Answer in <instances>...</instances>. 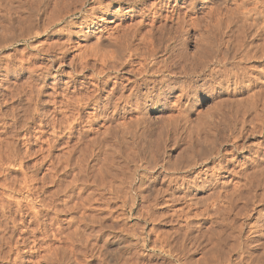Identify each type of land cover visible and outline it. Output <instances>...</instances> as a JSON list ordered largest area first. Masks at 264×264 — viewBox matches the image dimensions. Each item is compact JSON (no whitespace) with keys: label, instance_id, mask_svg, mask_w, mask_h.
<instances>
[{"label":"rangeland","instance_id":"374dc122","mask_svg":"<svg viewBox=\"0 0 264 264\" xmlns=\"http://www.w3.org/2000/svg\"><path fill=\"white\" fill-rule=\"evenodd\" d=\"M217 1L214 0L212 3L208 2V0H197L195 3L196 12H199L187 16L188 19H191L196 15L197 17L194 19H196L197 24L194 23L192 27L188 28L189 33L187 31L186 36L175 34L177 38L172 40V42L167 40L168 35L166 37L165 34V31L167 32L169 29L176 27L175 23H173L176 21L169 19L171 14L169 10L177 8V14L186 12L187 9H185L186 5L183 0H165V2L147 0L143 3H134L132 0L131 2H126L127 4H121V6H118L117 2L103 0V3L107 4L109 12L106 16L107 27L110 29L116 27L118 30L128 27L132 29L145 15L144 20L146 19L145 23L147 25L141 28L142 32L140 31V33L145 35V41H150L147 31H151L159 39V42L156 41L158 44L155 42L156 55L152 61L156 63L154 70H163L164 76L159 73L160 76L154 79L149 78L155 80V82L153 83L154 85H150L152 87V99L146 106L145 116L140 118L141 116L134 115L135 112L130 110L129 114L123 116L119 115L110 118V114L109 118H104L98 114L100 111L95 110L93 105H84L81 106L78 120H75L76 122L79 121L78 125L74 124V129L68 130L67 124L72 121L71 112L64 113L65 117L64 114L62 116V113L59 112L63 108L53 107L50 103L51 101H61L65 94V97L73 98V101H75L74 98L77 96L79 98L83 97V104L86 100L85 98L95 95L105 99L118 83V85L121 83L129 84L130 81L134 80V70L140 68V64L144 63L141 60L144 49L140 46L142 48L139 47L140 50L137 53L139 59H131L132 64L123 67L118 72L117 76L120 81L113 79L116 76L113 72L107 78V84L99 85L95 76L93 77L94 79L92 78L91 71L81 70V65L77 62V46L65 57L66 67H61L60 73L52 72V75L59 76L56 79L58 81L57 92L61 91L62 93L60 92L59 94L63 96L53 99L51 96L52 90H45L42 94L45 96L39 98H42L39 100L40 103H38L37 108L39 117L35 120L36 124L34 123L37 127L32 125L34 129L32 127L30 131L25 133L18 126L22 120V108L26 102V92L28 90L26 81H30L28 72L32 67L29 64H25L24 66L22 65L23 68H20V62L26 56L33 54L35 51L33 46L35 44L38 45L39 40L41 42L43 39L26 36L27 26L20 22L24 19L23 17H26L23 0H0V140L5 136L3 142H10L15 146H13L15 150L13 157L8 158L6 153L3 156L4 152L2 153V151L0 154V160L2 159L0 161V231L4 229V233L2 231L0 235L5 236L7 240L6 244L8 245L5 246L8 247L4 248L6 250L7 248L14 249H12L10 255H7L8 261L0 260V264H12L15 258V249L21 251L23 264H31L34 260L36 262L39 260L38 257L47 256L49 253L55 254L56 252L54 253V251L57 249L61 251L65 245L62 237L61 242H58L60 235L57 231H62V235L72 232V226L66 225V219L76 218L80 213L78 210L74 211L76 213H71V216L67 215L68 213L66 215L65 213H59L56 219L52 208L59 205L57 209H64L66 204L63 191L67 186L72 187L73 185L72 197L74 199L72 200L74 203H78L79 196L83 198V205L86 204L85 208L89 209H86L85 216H97L98 218L108 219L101 227V233L103 232L101 241H92L91 247L88 246L89 249L91 248L90 250L82 246L76 248L77 255L79 253L77 264H220L221 261V264H224L225 261L223 262V260L226 257H230L231 260L237 258L233 261L238 260L237 255L226 253L228 246L234 245V242H236L235 245L237 243H245V246L250 245L251 241L249 243L245 241V239L247 240L253 236H250L249 227L256 222L255 220L258 217L262 216L259 220L264 218V178L262 179V173L260 172V169L264 166L262 159L264 154V98L261 99L264 96V82H262L264 80V60L260 59L261 49H263L260 46L262 47L263 41L262 39H256L255 41L251 38L246 39L247 45L251 46L249 47L250 50L253 49L250 54L255 55V57L246 61L242 59V55L238 53L241 54L243 50H237L239 51L238 53L235 51L233 47L235 40L231 36L229 27L226 26L227 23L223 19V14H218L215 11V3H221L223 0ZM227 2L224 3L223 8L230 7V1ZM87 7H91L90 0H87L84 4V8L87 9ZM92 7L96 9L103 6L99 7V5L95 4ZM222 13H224L223 9ZM77 17L78 15H75L73 21ZM18 21L19 23H17ZM159 27L167 30L165 29V31L163 30L164 32H161L157 29ZM164 35L166 37L165 40ZM133 43L137 45L136 41ZM168 43L171 47L166 49L167 45L170 46ZM253 45L256 47H252ZM257 46L261 52H259L260 50ZM172 53L178 57H173ZM257 54L259 57H257ZM237 57H240V59ZM148 64H150V61ZM90 65H94L96 70L101 68L99 67L100 65H97L92 60H90ZM239 74L243 75L242 83L235 85L233 84L234 76ZM162 77L168 79L166 82L167 87L161 84ZM53 81V78L49 77L48 83ZM143 90L142 92L145 91ZM258 92H260L259 95ZM73 101L70 102L75 107L76 102L74 103ZM253 102L256 104H253ZM123 105L121 104V106ZM90 113H95V116L93 117ZM19 117H21V120ZM67 117H70V120H67ZM39 119L43 121L39 122ZM258 120H262V123ZM37 124L44 126V129H39ZM209 131H211V134ZM206 132L210 135L215 134L214 139L217 144L213 152L216 150L214 153L218 155L211 159L208 164H202L200 163V140L207 134ZM37 137L40 138L38 139ZM49 145H53V147L50 148ZM48 149H51V152ZM16 153L17 155H15ZM43 157H45L44 162L42 160ZM215 166H224L226 170L224 168V171H218L216 168L209 170ZM207 168L209 171L204 173ZM257 170L260 171L257 172ZM257 175L260 176L257 177ZM202 179L211 181L213 183L212 186L200 190V181ZM5 182L8 183L6 184ZM57 190L63 193L59 194ZM210 195L212 198L219 196L220 206H223L220 207L219 213L214 214V212H211L213 209H208V211L210 210L209 214L200 215L205 208L204 205L209 203L208 201L210 200L207 198ZM87 196L89 199H87ZM84 197L87 200H84ZM54 199L56 201L53 202ZM193 199L195 200L194 203ZM42 200L47 206L39 208L38 203ZM72 200L68 202L67 206L73 204ZM130 200L134 201L132 212H128ZM32 202L34 208L42 210L38 220L41 223L40 226L32 224L33 212L28 207L31 206ZM58 202H61L62 205L58 204ZM18 204L22 210H19ZM9 210L11 213H9ZM28 212L31 213L29 214ZM80 212H83V210ZM122 214L124 217H122ZM50 220L52 223H50ZM57 224L59 229L56 228ZM15 225L16 228L14 227ZM27 225L29 229H27ZM90 226L88 233L91 230H94L93 233L100 230L97 225ZM43 228L44 230H42ZM66 229L67 231L69 230L68 233H65ZM54 231H56V234ZM109 232H112V234L116 232L114 235L117 236V240L116 238L111 240L107 236L110 235ZM51 234L55 235L54 239L51 238ZM132 234L140 236L141 239L137 241ZM9 236L12 237L10 241H8ZM107 237V242L114 240V244L111 242L109 246L102 248L103 253H105L102 261L98 258L97 253L94 252L99 251V247L103 246L102 242L106 241L104 238L106 239ZM235 237L239 241H236ZM232 239H234V242H232ZM33 240L36 241V245L40 249L37 253L38 255L30 253ZM141 241H143L142 244L140 243ZM260 241L259 243H262L264 240ZM224 243L226 244L224 245ZM217 244L221 246L219 245V247ZM255 244L257 246L258 243ZM255 244L251 243L250 247ZM92 245L93 247L95 246V251H92L94 250ZM225 248L227 249L225 250ZM47 249H50L49 253H47ZM82 249L86 251H82ZM91 251L93 255H91ZM218 253H221V255L222 253L226 254L220 256ZM43 261L40 264L47 263L45 260Z\"/></svg>","mask_w":264,"mask_h":264},{"label":"bare ground","instance_id":"6f19581e","mask_svg":"<svg viewBox=\"0 0 264 264\" xmlns=\"http://www.w3.org/2000/svg\"><path fill=\"white\" fill-rule=\"evenodd\" d=\"M89 1V0H88ZM106 1V0H105ZM110 2H117L118 6H121V4H127L126 2H131L132 0H109ZM147 0H133L134 3H138V2H146ZM160 2L165 0H159ZM178 1V0H176ZM185 5H186V12H183V14L180 13L177 14V8L176 9H172L169 10L171 11V14L169 16V19L175 20L176 27H173L171 29H169L168 34L165 31V29H163V27H159L157 28L159 31H165L166 37L168 35V39L169 41H172L174 39L177 38V35L183 34L184 36L187 35V31L189 27H192L194 25V23L197 24L196 19H194L195 17H197L196 15H194L193 18H189L187 16H189V14H194L197 13L199 11L196 12V1L197 0H183ZM217 1V0H215ZM227 1H230V7L227 6V8H223L222 6L224 5V3H226ZM24 2V6H25V11L26 17H23L24 19L20 22H23L22 24H26L25 26H27V37H38L43 39V41L40 42L38 45L35 44V46H33L35 48V51L33 54L28 55L25 57V59H22L20 64V68H23L22 65L24 66L25 64H29L31 67L30 71L28 72L29 74V79L30 81H26L27 85V92H26V102L25 105L23 106L22 110H23V114H22V120L21 117L20 120L21 122L19 123V126L17 124L18 127H20V130H24L25 133L30 131V129H32V125H34V123L36 124L35 120L38 119L39 115L37 112V108H38V103L39 99L41 96H45L42 95L45 90L50 89L52 90L51 96L52 98H57L58 96L61 97L63 95L60 96V92L58 93L57 91V86H58V81L56 80L57 77H59L58 75H52V72L58 73L61 67H66V61H65V57L68 56V54L70 53L71 50H73L75 47L78 46V60L77 62L79 63V65H81V70H88L92 72V78L95 76L96 82L99 85H105L108 83L107 78H109L111 73H115L116 76L113 77V79H116L118 81H120L118 75V72L125 66H129L130 64H132L131 59L133 58H138L137 57V53L139 52V47L142 46L144 49V54L141 56V60L144 63H141V67L138 68L137 70H134V80L130 81L129 84L125 83V84H120V85H116L115 89L112 90V92H110L109 95H107V97L105 99H102L99 97L95 96H91V97H87L85 98L86 100L84 101L83 104V97H75L73 101V98L70 97H65L66 94L63 96V99L61 101H51L50 103L54 106H56L57 108H63L61 112V115L63 116L64 113L67 112H71V118L72 121L69 122V124H67V128L68 130H73L74 129V124L78 125V122H76L75 120H78V114H80V109L81 106L84 105H93L95 107V110H99L100 112H98V114L102 115V117L104 118H114L117 117L119 115L123 116L125 114H129V111H134L136 116L139 115L140 118H143V116H145V112H146V106L149 104L148 102H151V94H152V87L150 86L151 84L154 85L153 83L155 82V80H153L155 77L160 76V74L163 75V70H154L156 63H154V61H152L155 57V44H158V38H156V36L151 32V31H147V33H149L148 35L150 36V41H145L144 37L145 35H142L140 33L141 28L144 27L145 25H147L145 23L146 19L144 20V17H146L145 15H143V19L139 21V23H137V25L132 29L130 27L128 28H119L120 30H118L116 27L110 29L108 26V24L106 23V16L108 15V7L107 4L103 3V0H90V4L91 7H87V9L84 8V4L85 2H87V0H23ZM163 2V3H164ZM199 2V1H198ZM208 2H214V0H208ZM218 2V1H217ZM79 3V4H78ZM228 3V2H227ZM78 4V5H77ZM99 5L103 6L101 8H94L92 7V5ZM215 11L218 14H223V19H225L226 23H227V27H229V30L231 31V36L234 38V44L233 47L235 49V51L241 49L243 50L242 53H238L239 51H237V53L239 55H242L241 58L246 60H250L251 58L255 57V55H251L250 53H252L250 50L249 45H247V42H245L246 39L251 38L252 40H256V39H262L263 41V45L262 47L260 45V48L262 50L260 59L264 60V0H223L221 1V3H215ZM7 5V4H6ZM9 5V4H8ZM136 5V4H135ZM159 5V4H158ZM227 5V4H226ZM109 6V4H108ZM134 6V5H133ZM161 7V4H160ZM183 7V6H182ZM207 7V6H206ZM226 7V6H224ZM229 7V9H228ZM16 8V7H15ZM120 8V7H119ZM204 8V7H203ZM20 9V8H19ZM23 9V8H22ZM122 9V7H121ZM222 9L224 11V13H222ZM179 11V10H178ZM184 11V10H183ZM213 11V10H212ZM211 12V11H210ZM126 13V12H125ZM155 14V13H154ZM153 14V15H154ZM205 14V13H204ZM75 15H78V17L76 18V20L73 21V17ZM158 16V15H157ZM201 16V15H200ZM220 16V15H219ZM150 21V20H149ZM196 21V22H194ZM215 21H217L215 19ZM154 22V21H153ZM19 23V21L17 22ZM126 25V24H125ZM130 25V24H129ZM216 25V23H215ZM119 26V25H118ZM165 26V25H164ZM205 26V25H204ZM207 26V25H206ZM120 27V26H119ZM218 28V27H217ZM191 29V28H190ZM207 29V28H206ZM167 30V29H166ZM198 30V29H197ZM222 30V29H221ZM144 31V30H143ZM158 31V32H159ZM163 31V32H164ZM142 32V31H141ZM151 32V33H150ZM155 32V31H154ZM146 33V32H145ZM189 33V31H188ZM25 34V33H24ZM174 35V36H172ZM182 35V36H183ZM228 35V34H227ZM3 36V35H2ZM26 37V38H27ZM164 40H165V35L163 36ZM231 37V38H232ZM3 38V37H2ZM160 38V37H159ZM28 39V38H27ZM162 39V38H160ZM198 40V39H197ZM134 41L137 42V45H134ZM158 41V42H156ZM251 41V40H250ZM156 42V43H155ZM166 42V41H164ZM173 42V41H172ZM77 43V44H75ZM246 43V44H245ZM251 43V42H250ZM161 44V43H160ZM166 44V43H165ZM164 44V45H165ZM169 44V43H168ZM7 45V44H6ZM170 45V44H169ZM257 45V42H256ZM199 46V45H198ZM197 46V47H198ZM257 46V47H258ZM7 47V46H6ZM32 47V46H31ZM140 47V48H142ZM171 47L170 46H166V49H169ZM173 47V46H172ZM196 47V48H197ZM254 47V45L252 46ZM256 47V46H255ZM254 47V48H255ZM3 48H5V46H3ZM160 48V47H159ZM260 48L258 47V49L260 50ZM162 49V47H161ZM207 50V49H206ZM261 50L259 52H261ZM19 51V50H18ZM196 51V50H195ZM234 51V52H235ZM256 51V50H255ZM254 51V52H255ZM167 52V50H166ZM241 52V51H240ZM253 52V54H255ZM258 52V54H259ZM22 53V52H21ZM236 53V54H237ZM162 54V53H161ZM183 54H185L183 52ZM214 54V53H213ZM235 54V53H234ZM257 54V55H258ZM21 55V54H20ZM173 55V53H172ZM171 55V57H172ZM197 55V54H196ZM224 56V55H223ZM238 56V55H237ZM173 57H178L176 55H173ZM172 57V58H173ZM181 57V54H180ZM187 57V56H186ZM226 57V55H225ZM259 57V55L257 56ZM256 57V58H257ZM185 58V57H184ZM197 58V57H196ZM209 58V57H208ZM238 58V57H237ZM21 59V58H20ZM139 59V58H138ZM174 59V58H173ZM193 59V58H192ZM240 59V57L238 58ZM90 60H92L93 62L95 61V63H97V65H100L98 70L95 69L94 65H90ZM230 60V59H229ZM237 60V59H236ZM259 60V59H258ZM74 61V60H73ZM150 61V64H148V62ZM215 61V60H214ZM242 61V60H241ZM244 61V62H245ZM69 62V61H68ZM71 62V61H70ZM75 62V61H74ZM138 62V61H137ZM152 62V63H151ZM192 62V61H191ZM198 62V61H197ZM203 62V61H201ZM37 63V64H36ZM176 63V62H175ZM263 63V62H262ZM71 65V63H69ZM202 64V63H201ZM96 65V66H97ZM188 66V65H187ZM201 66V65H200ZM6 67V66H5ZM166 67V65H165ZM168 67V66H167ZM205 67V66H204ZM77 68V67H76ZM167 69V68H166ZM169 69V68H168ZM186 70V69H185ZM225 70V69H224ZM6 71V69H5ZM231 71V70H230ZM7 72V71H6ZM51 72V73H50ZM260 72V71H259ZM4 73V72H3ZM60 73V72H59ZM5 74V73H4ZM232 74V73H231ZM247 74V73H246ZM262 74V73H261ZM132 75V74H131ZM224 75V74H223ZM240 75V74H239ZM235 75L234 76V82L233 84L235 85H240L242 83V79H243V75L240 76ZM259 75V74H258ZM263 75V74H262ZM138 76V77H136ZM164 76V75H163ZM197 76V75H196ZM49 77L53 78V82L52 83H48V79ZM149 78H153V79H149ZM94 79V78H93ZM112 79V78H111ZM248 79V78H247ZM264 79V78H263ZM168 81V79H165V77H162V80L160 81L161 84H164V87H167L168 85L166 84V82ZM225 81V80H224ZM247 81V80H246ZM245 82V81H244ZM264 82V80L262 81ZM249 83V82H247ZM7 84V83H6ZM97 84V85H98ZM160 84V83H159ZM205 84V83H204ZM260 84V83H259ZM49 85H51V87H49ZM173 85V84H172ZM243 85V84H242ZM1 86V85H0ZM150 86V87H149ZM263 86V85H262ZM235 87V86H234ZM242 87V86H241ZM67 88V87H66ZM237 88V86H236ZM240 88V87H239ZM247 88V86H246ZM6 89V88H5ZM144 92H142V90ZM67 90V89H66ZM99 90V89H98ZM93 91V90H92ZM164 91V90H163ZM21 92V91H20ZM128 92V93H127ZM62 93V92H61ZM127 93V94H126ZM260 92H258L259 95ZM264 94V92H263ZM262 94V95H263ZM12 95V94H11ZM47 95V94H46ZM157 95V94H156ZM256 95V94H255ZM256 95V96H258ZM5 96V95H4ZM254 96V97H256ZM253 97V98H254ZM259 97V96H258ZM67 98V99H66ZM186 98V97H185ZM252 98V97H249ZM264 98V96L261 97V99ZM255 99V98H254ZM253 99V101H254ZM260 99V100H261ZM257 100V99H256ZM1 101V100H0ZM73 101L74 103L76 102L75 107H73L71 105V102ZM252 101V100H251ZM43 102V101H42ZM72 102V103H73ZM73 103V104H74ZM251 103V102H250ZM255 102H253L254 104ZM43 104V103H42ZM121 104H124L123 106H121ZM233 104V103H232ZM247 104V103H246ZM252 104V103H251ZM256 104V103H255ZM51 105V106H52ZM238 105V104H237ZM42 106V105H41ZM80 107V108H79ZM233 107V106H232ZM237 108V107H236ZM94 109V108H93ZM135 109V110H134ZM242 109V108H241ZM95 111V112H97ZM229 111V110H228ZM124 113V114H123ZM232 113V112H231ZM235 113V112H234ZM242 113V112H241ZM12 114V113H11ZM46 114V113H45ZM91 114V113H90ZM245 114V111H244ZM258 114V113H256ZM261 114V112H260ZM263 114V113H262ZM4 115V114H3ZM93 117L95 116L94 114H91ZM66 115L64 114V117ZM74 116V117H73ZM81 116V115H80ZM79 116V117H80ZM260 116V115H259ZM241 117V116H240ZM243 117V116H242ZM18 118V117H17ZM42 118V117H41ZM92 118V117H91ZM13 119V118H12ZM102 119V118H101ZM138 119V117H137ZM210 119V118H209ZM261 119V118H260ZM67 120H70V117H67ZM111 120V119H109ZM18 121V120H16ZM43 120L39 119V122H41ZM86 121V120H85ZM95 121V120H94ZM113 121V120H112ZM260 121V120H258ZM93 122V121H90ZM221 122V120H220ZM257 122V121H256ZM68 123V122H67ZM122 123V122H121ZM203 123V122H202ZM208 123V122H207ZM260 123H262V120L260 121ZM264 123V122H263ZM104 124V123H103ZM115 124V123H114ZM134 124V123H133ZM137 124V123H136ZM38 125V124H37ZM131 125V124H130ZM35 127H37L36 125H34ZM48 126V125H47ZM61 126V125H60ZM121 126V125H120ZM44 126H42L41 124L38 125L39 129H42ZM147 127V126H146ZM201 127V126H200ZM223 127V126H222ZM104 128V127H103ZM106 128V127H105ZM136 128V127H135ZM34 129V127H33ZM44 129V128H43ZM250 129V128H249ZM19 130V131H20ZM255 130V129H254ZM14 131V130H13ZM64 131V130H63ZM69 131V132H70ZM40 132V131H38ZM57 132V131H56ZM54 132V133H56ZM231 132V131H230ZM43 133V132H42ZM199 133V132H198ZM207 133V132H206ZM209 133L211 134V131H209ZM215 133V132H214ZM212 133V134H214ZM223 133V132H222ZM31 134V133H30ZM34 134V133H33ZM39 134V133H38ZM205 134V133H203ZM210 134H205V136L203 137L202 135V140H200V163L202 164H208L211 159H213L215 156H217V153H214V147L217 144L215 142L214 139V135H210ZM245 134V133H244ZM35 135V134H34ZM102 135V134H101ZM104 135V134H103ZM201 136V134H199ZM33 136V135H32ZM3 137V136H2ZM5 137V136H4ZM3 137V138H4ZM80 137V136H79ZM226 137V136H225ZM3 138L2 140H0V154L2 151V155L4 156V154L6 153L8 158L9 157H13L14 156V148H13V144L10 142H3ZM7 138V137H6ZM21 138V137H20ZM36 138V137H35ZM38 139L40 137H37ZM56 138V137H55ZM197 138V137H196ZM8 139V138H7ZM24 139V138H22ZM30 139V138H29ZM94 139V138H92ZM122 139V138H121ZM137 139V138H136ZM234 139V138H233ZM6 140V139H5ZM97 140V139H96ZM11 141V140H10ZM29 141V140H27ZM110 141V140H109ZM187 141V140H186ZM35 142V141H34ZM27 143V142H26ZM54 143V142H53ZM185 143V142H184ZM45 144V143H44ZM49 144V143H47ZM54 145V144H53ZM53 145H49L50 148L53 147ZM84 145V144H83ZM87 145V144H86ZM90 145V144H89ZM48 146V145H47ZM85 146V145H84ZM15 147V146H14ZM31 147V146H30ZM44 147V146H43ZM197 147V146H196ZM259 147V145H258ZM47 148V147H46ZM116 148V147H115ZM37 149V148H36ZM49 150V149H48ZM51 150V149H50ZM49 150V151H50ZM194 150V149H193ZM258 150V149H257ZM192 151V150H191ZM17 152V150H16ZM26 152V151H25ZM51 152V151H50ZM66 152V150H65ZM18 153V152H17ZM17 153L15 155H17ZM29 153V152H28ZM36 153V152H35ZM40 153V152H38ZM42 153V152H41ZM33 154V153H32ZM31 154V155H32ZM82 154V153H81ZM190 154V153H189ZM257 154V152H256ZM20 155V154H19ZM41 155V154H40ZM83 155V154H82ZM27 156V155H26ZM42 156V155H41ZM50 156V155H49ZM184 156V155H183ZM192 156V155H191ZM254 156V155H253ZM256 156V155H255ZM1 157V156H0ZM30 157V156H29ZM61 157V156H60ZM76 157V156H75ZM108 157V156H107ZM180 157V156H179ZM193 157V156H192ZM4 158V157H3ZM5 158H7L5 156ZM7 158V159H8ZM40 158V157H39ZM42 158V157H41ZM45 157H43V162ZM81 159V158H80ZM110 159V158H109ZM186 159V158H185ZM263 161H264V154L262 157ZM2 160V159H1ZM0 160V161H1ZM12 161V159H11ZM112 161V160H111ZM39 162V161H38ZM41 162V161H40ZM16 163V162H15ZM67 163V162H66ZM74 163V162H73ZM245 163V162H244ZM7 164V163H6ZM51 164V163H50ZM53 164V163H52ZM76 164V163H75ZM27 165V164H26ZM36 165V164H35ZM43 165V164H42ZM55 165V164H54ZM67 165V164H66ZM93 165V164H92ZM103 165V163H102ZM10 166V165H9ZM40 168V164L38 165ZM65 166V165H64ZM95 166V165H94ZM213 166V165H212ZM70 167V166H69ZM77 167V166H76ZM100 167V166H99ZM117 167V166H116ZM218 171L223 170L224 166H215L209 170H213L215 169ZM255 168V167H254ZM261 168V167H259ZM36 169V168H35ZM95 169V168H94ZM171 169V168H170ZM225 169V168H224ZM1 170V169H0ZM61 170V169H60ZM72 170V169H71ZM208 168L204 170L205 172L209 171ZM226 170V169H225ZM261 170V171H260ZM257 170V172H261L262 173V179L264 178V166L262 169ZM263 170V171H262ZM112 171V170H111ZM224 171V170H223ZM256 171V169H255ZM20 172V171H19ZM50 172V171H49ZM82 172V171H81ZM190 172V171H189ZM234 172V171H232ZM212 173V172H211ZM259 173V174H261ZM24 174V173H23ZM46 174V173H45ZM111 174V173H110ZM200 174V173H199ZM213 174V173H212ZM254 174V173H253ZM256 174V173H255ZM6 175V174H5ZM102 175V174H101ZM25 176V175H24ZM29 176V175H28ZM34 176V175H33ZM145 176V175H144ZM174 176V175H173ZM207 176V175H206ZM250 176V175H249ZM260 175H257V177ZM29 178V177H27ZM54 178V177H53ZM101 178V177H100ZM141 178V177H140ZM5 179V178H4ZM31 179V178H29ZM56 179V178H55ZM59 179V178H58ZM207 179V178H206ZM243 179V178H242ZM8 180V179H7ZM24 180V179H23ZM34 180V179H31ZM70 180V179H69ZM106 180V179H105ZM120 180V178H119ZM125 180V179H124ZM76 181V180H75ZM242 181V180H241ZM263 181V180H262ZM13 182V181H11ZM29 182V180H28ZM53 182V181H52ZM92 182V181H91ZM139 182V181H138ZM249 182V181H248ZM6 184L8 182H5ZM95 183V182H94ZM168 183V182H167ZM263 183V182H262ZM4 184V181H3ZM11 184V183H9ZM14 184V182H13ZM12 184V185H13ZM22 184V183H21ZM28 184V183H27ZM32 184V183H31ZM74 184V183H73ZM120 184V183H119ZM212 182L211 181H205V180H201L200 181V190H204L206 188H209L212 186ZM238 184V183H237ZM20 185V184H19ZM25 185V184H24ZM124 185V184H123ZM128 185V184H127ZM256 185V184H255ZM1 186V185H0ZM11 186V185H10ZM16 186V185H15ZM18 186V185H17ZM34 186V185H33ZM74 186V185H73ZM72 186V187H73ZM94 186V185H93ZM26 187V186H25ZM71 186H67L64 189V193H63V197H64V202L66 205H64V209L63 210H59L57 209V207H59V203L61 204V202H58L57 207L55 206V208H52L53 213H55V215L53 213L54 216H56V219L58 218V214L59 213H65V215H69L71 216V213H76L74 211L78 210V212L80 213V215L76 218H69V220L66 219V225L69 224L72 226V232L67 231V229L65 230V233L68 234H64L62 235L60 231H57L60 235V240L58 242H61V240L63 239V243H64V247H59L61 249V251H54L55 254H51L49 253L50 249H47L49 253V255L42 257H38L39 260H37L36 262H34L33 264H40L41 262H44L43 260H45L46 264H72V263H76L77 262V253H76V248L78 246H82L83 248L90 246L91 247V243L92 241L94 242H98L99 240L101 241L102 239V234L101 233V227L102 225L108 220L107 218H94V217H88L85 216V212L86 209L85 208L86 204L83 205L84 201L83 198L79 196V201L78 203H74L72 199H74L72 197L73 195V188ZM116 187V186H115ZM235 187V186H234ZM257 187V186H256ZM3 188V187H2ZM19 188V187H17ZM24 188V187H23ZM30 188V187H29ZM92 188V187H91ZM94 188V187H93ZM119 188V186H118ZM121 188V187H120ZM127 188V187H126ZM186 188V187H185ZM221 188V187H220ZM15 189V188H14ZM28 189V188H27ZM31 189V188H30ZM35 189V188H34ZM40 189V188H39ZM224 189V188H223ZM239 189V188H238ZM241 189V188H240ZM260 189V188H259ZM263 189V188H262ZM6 190V189H5ZM9 190V189H8ZM18 190V189H17ZM32 190V189H31ZM123 190V189H122ZM177 190V189H176ZM175 190V191H176ZM180 190V189H179ZM208 190V189H207ZM16 191V190H15ZM27 191V190H26ZM58 191V190H57ZM56 191V192H57ZM114 191V189H113ZM118 191V189H117ZM59 194L60 190L58 191ZM79 192V191H78ZM119 192V191H118ZM170 192V191H169ZM255 192V190H254ZM6 193V192H5ZM51 193V192H50ZM213 193V192H210ZM236 193V191H235ZM16 194V193H15ZM32 194V193H31ZM53 194V193H52ZM79 194V193H78ZM77 194V195H78ZM115 194V193H114ZM214 194V193H213ZM6 195V194H5ZM9 195V194H8ZM75 195V194H74ZM76 195V196H77ZM120 195V194H119ZM122 195V194H121ZM205 195V194H204ZM223 195V194H222ZM7 196V195H6ZM35 196V195H34ZM46 196V195H45ZM55 196V194H54ZM90 196V195H88ZM87 196V199H89ZM93 196V194H92ZM139 196V195H138ZM227 196V195H226ZM225 196V197H226ZM9 197V196H7ZM117 197V196H116ZM121 197V196H120ZM155 197V196H154ZM178 197V196H177ZM193 197V196H192ZM208 197V195H207ZM27 198V197H26ZM41 198V197H40ZM67 201H66V199ZM77 198V197H76ZM131 198V197H130ZM160 198V197H159ZM242 198V197H241ZM249 198V197H248ZM263 198V197H262ZM5 199V198H4ZM81 199V200H80ZM84 197V200H87ZM133 199V198H131ZM184 199V198H183ZM199 199V198H197ZM206 199V198H205ZM210 201H208L209 203L207 205H204L205 208L202 210V214L200 213V215H203L204 213L209 214L208 209H213L211 210V212H214V214L219 213V209L221 205L220 203V199L219 196H216L214 198H212V196L210 195L209 198ZM222 199V198H221ZM226 199V198H225ZM245 199V198H244ZM8 200V199H7ZM6 200V201H7ZM14 200V199H11ZM70 200H72L73 204L67 206L69 203L71 202ZM134 200V199H133ZM130 200V206L128 209V212H132V210L134 209V201ZM194 200V199H193ZM251 200V197H250ZM56 201L55 199L53 200V202ZM96 201V200H95ZM173 201H175V199H173ZM8 202V201H7ZM39 202V201H38ZM89 202V201H88ZM118 202V201H117ZM172 202V201H171ZM190 202V201H189ZM195 202V200L193 201V203ZM197 202V201H196ZM226 202V201H225ZM264 202V201H263ZM17 203V202H16ZM19 203V202H18ZM57 203V202H55ZM105 203V202H104ZM107 203V202H106ZM153 203V202H152ZM181 203V202H180ZM206 203V202H205ZM232 203V202H231ZM252 203V202H251ZM11 204V203H10ZM14 204V203H13ZM26 204V203H23ZM54 204V203H53ZM187 204V203H186ZM7 205V204H6ZM21 205V204H20ZM27 205V204H26ZM31 206L29 209H31L33 212V220H32V224H35L37 226H40V222L38 221L41 216V211L39 209L34 208L33 202L32 204H30ZM39 208L42 207H46V203L42 200L38 203ZM62 205V204H61ZM101 205V204H100ZM113 205V204H111ZM165 205V204H164ZM198 205V204H197ZM237 205V204H236ZM15 206V205H14ZM109 206V205H108ZM122 206V205H121ZM232 206V205H230ZM25 207V206H24ZM49 207V204H48ZM101 207V206H100ZM128 207V206H127ZM158 207V206H157ZM193 207V206H192ZM195 207V206H194ZM18 208L19 210H22V208L19 206L18 204ZM38 208V207H37ZM99 208V207H98ZM243 208V207H242ZM16 209V208H14ZM105 209V207H104ZM109 209V208H108ZM115 209V208H114ZM1 210H3V208H1ZM7 210V209H6ZM12 210V209H11ZM45 210V209H44ZM51 210V209H49ZM81 210H83V212H80ZM85 210V211H84ZM89 210V209H88ZM187 210V209H186ZM240 210V209H239ZM10 211V210H9ZM15 211V210H14ZM48 211V210H47ZM101 211V210H100ZM108 211V210H107ZM106 211V212H107ZM125 211V210H124ZM123 211V212H124ZM174 211V210H173ZM4 212V211H3ZM7 212V211H6ZM19 212V211H18ZM30 212V213H31ZM50 212V211H49ZM103 212V211H102ZM127 212V213H128ZM146 212V211H145ZM200 212V211H199ZM198 212V213H199ZM223 212V211H221ZM11 213V211L9 212ZM15 213V212H14ZM12 213V214H14ZM29 213V212H28ZM29 213V214H30ZM48 213V212H47ZM46 213V214H47ZM5 214V213H4ZM11 214V215H12ZM20 214V213H19ZM27 214V215H29ZM71 214V215H70ZM98 214V213H97ZM96 214V215H97ZM100 214V213H99ZM175 214V213H174ZM206 214V215H207ZM211 214V213H210ZM213 214V213H212ZM235 214V213H233ZM9 215V214H8ZM10 215V216H11ZM26 215V214H25ZM88 215V214H87ZM125 215V212H124ZM124 215L122 214V217H124ZM143 215V214H142ZM219 215V214H218ZM237 215V213H236ZM2 216V215H1ZM21 216V215H20ZM23 216V215H22ZM43 216V215H42ZM53 216V217H54ZM68 216V217H69ZM74 216V215H73ZM102 216V215H101ZM174 216V215H173ZM180 216V215H179ZM186 216V215H185ZM212 216V215H211ZM224 216V215H223ZM222 216V217H223ZM5 217V216H4ZM29 217V216H28ZM64 217V216H63ZM103 217V216H102ZM112 217V216H111ZM110 217V218H111ZM130 217V216H129ZM166 217V215H165ZM205 217V216H204ZM262 216L258 217L257 220H255L256 222L253 223V225H251L249 227V232H250V236L251 238H248L247 240L245 239V241L247 243L250 242L252 244L258 243L257 246L256 244L250 247V245H244L242 243L240 244H236V242H234V239H232L234 242V245H230L227 248H225L226 253L229 252V255H237L238 256V260L237 261H233L236 260L233 258V260L230 259V257H226L224 258L223 262L224 264H264V241L262 243L260 240H264V218L263 220H259ZM264 217V215H263ZM152 218V217H151ZM219 218V217H218ZM4 219V218H3ZM20 219V218H19ZM48 219V218H47ZM55 219V217H54ZM181 219V218H180ZM60 220V219H59ZM234 220V219H233ZM4 221V220H3ZM20 221V220H19ZM51 221V220H50ZM63 221V220H62ZM112 221V220H111ZM185 221V220H184ZM28 222V221H27ZM42 222V221H41ZM65 222V221H63ZM237 222V221H236ZM4 223V222H3ZM29 223V222H28ZM31 223V222H30ZM52 223V221L50 222ZM54 223V222H53ZM60 223V222H58ZM113 223V222H112ZM117 223V222H115ZM197 223V222H196ZM12 224V223H10ZM21 224V223H20ZM31 224V225H32ZM56 224V223H55ZM114 224V223H113ZM120 224V223H119ZM252 224V223H251ZM5 225V223H4ZM53 225V224H51ZM90 225H97L98 228H100V230H98L96 233H93V231H89L90 233H88V230L90 229ZM123 225V224H122ZM185 225V224H184ZM187 225V224H186ZM210 225V224H209ZM237 225V224H236ZM23 226V225H21ZM36 226V228H37ZM42 226V225H41ZM70 226V227H71ZM96 226V227H97ZM117 226V225H116ZM5 227V226H3ZM10 227V226H9ZM16 228V225L14 226ZM13 227V228H14ZM18 227V226H17ZM27 229L28 225L26 226ZM59 225L57 224L56 228H58ZM63 227V226H62ZM178 227V226H177ZM226 227V226H225ZM244 227V226H243ZM2 228V227H1ZM11 228V227H10ZM31 228V227H30ZM42 228V227H41ZM55 228V229H56ZM61 228V226H60ZM64 228V227H63ZM97 228V229H98ZM123 228V227H122ZM137 228V227H136ZM189 228V227H188ZM217 228V227H216ZM230 228V227H229ZM234 228V227H233ZM35 229V228H34ZM50 229V228H49ZM59 229V228H58ZM62 229V228H61ZM112 229V228H111ZM2 230V229H1ZM4 230V229H3ZM2 230V231H3ZM10 230V229H9ZM25 230V229H24ZM39 230V229H38ZM44 230V228L42 229ZM53 230V229H52ZM113 230V229H112ZM138 230V228H137ZM230 230V229H229ZM0 231V232H2ZM31 231V230H29ZM33 231V230H32ZM67 231V232H66ZM133 231V230H132ZM180 231V230H179ZM231 231V230H230ZM10 232V231H9ZM22 232V231H21ZM35 232V231H33ZM47 232V231H46ZM56 231H54L55 233ZM130 232V230H129ZM202 232V230H201ZM208 232V231H207ZM228 232V231H227ZM241 232V231H240ZM4 233V231H3ZM45 233V232H44ZM50 233V232H49ZM57 233V234H58ZM63 233V232H62ZM87 233V234H86ZM108 233V232H107ZM110 233V232H109ZM114 233V232H113ZM116 233V232H115ZM114 233V234H115ZM148 233V232H147ZM219 233V232H218ZM56 234V233H55ZM96 234V235H95ZM112 234V232L110 233V235H107L110 237V239H114L116 238L117 240V236ZM119 234V233H118ZM139 234V233H138ZM212 234V233H211ZM231 234V233H229ZM239 234V232H238ZM245 234V233H244ZM16 235V234H15ZM33 235V234H32ZM66 235V236H65ZM105 235V234H104ZM18 236V235H17ZM30 236V235H29ZM54 234H51V238L54 239ZM65 236V237H63ZM131 236V234H130ZM132 236H134V238H136V240L138 241L140 238V236L136 235V234H132ZM240 236V235H239ZM33 237V236H32ZM62 237V239H61ZM105 237V236H104ZM142 237V235H141ZM160 237V236H159ZM185 237V236H184ZM194 237V236H193ZM223 237V236H222ZM228 237V236H227ZM231 237V236H230ZM238 237V236H237ZM235 237L236 241H239L238 238ZM12 237H8V241H10ZM27 238V237H26ZM35 238V237H34ZM43 238V237H42ZM45 238V237H44ZM47 238V237H46ZM49 238V237H48ZM16 239V237H15ZM25 239V238H23ZM22 239V240H23ZM56 239V238H55ZM108 237L104 240H106L104 243L102 242L103 246L99 247V251L94 252L97 253L98 258H100L102 260V257L105 256V253H103L102 248L109 246L111 244V242L113 243V241H108L107 242ZM125 239V238H123ZM122 239V240H123ZM128 239V238H127ZM130 239V238H129ZM163 239V238H162ZM171 239V238H170ZM223 239V238H222ZM21 240V241H22ZM57 240V239H56ZM55 240V241H56ZM120 240V239H119ZM241 240V238H240ZM43 241V240H42ZM14 242V241H12ZM24 242V241H23ZM32 251L30 252L32 255L33 254H37L39 252V247H37L36 245V241L33 240L32 241ZM38 242V241H37ZM50 242V241H49ZM57 242V241H56ZM116 242V241H115ZM136 242V241H135ZM143 241H141L140 243L142 244ZM213 242V241H212ZM215 242V241H214ZM222 242V240H221ZM241 242V241H240ZM244 242V241H243ZM7 240L6 237L3 235H0V260H7L8 256L10 255L12 252V249L7 248V250L5 249L8 246L6 244ZM182 243V242H181ZM216 243V242H215ZM246 243V244H247ZM21 244V242H20ZM43 244V243H42ZM51 244V242H50ZM77 244V245H76ZM114 244V243H113ZM148 244V243H147ZM184 244V243H183ZM226 243H224L225 245ZM30 245V244H29ZM36 245V246H35ZM62 245V244H61ZM96 245V243H95ZM125 245V244H124ZM135 245V244H134ZM164 245V244H163ZM166 245V244H165ZM216 245V244H215ZM214 245V246H215ZM218 245V244H217ZM220 245V244H219ZM218 245V246H219ZM10 246V245H9ZM14 246V245H12ZM20 246V245H19ZM18 246V247H19ZM39 246V245H38ZM97 246V245H96ZM138 246V245H137ZM221 246V245H220ZM219 246V247H220ZM5 247V248H4ZM15 247V246H14ZM51 247V246H50ZM93 247V245H92ZM95 247V246H94ZM93 247V248H94ZM217 247V246H216ZM218 247V248H219ZM47 248V247H46ZM64 248V249H63ZM179 248V247H178ZM189 248V247H188ZM194 248V247H193ZM10 249V250H9ZM80 249V248H78ZM91 249V248H90ZM88 248V250H90ZM143 249V248H142ZM213 249V248H212ZM215 249V248H214ZM222 249V248H221ZM14 250V249H13ZM46 250V249H45ZM76 250V251H75ZM85 249H82V251ZM98 250V249H97ZM218 250V249H217ZM223 250V249H222ZM23 251V250H22ZM42 251V250H41ZM52 251V252H53ZM86 251V250H85ZM95 251V248L94 250ZM90 252L91 255H93V252ZM187 251V250H186ZM14 252V251H13ZM80 252V251H79ZM134 252V251H133ZM170 252V251H169ZM193 252V251H192ZM208 252V251H207ZM257 254H256V253ZM25 253V252H24ZM109 253V252H108ZM225 253V254H226ZM255 253V254H254ZM82 254V253H81ZM111 254V253H110ZM172 254V253H171ZM201 254V253H200ZM208 254V253H207ZM220 256H223L224 253H218ZM224 254V255H225ZM13 255V253H12ZM31 255V256H32ZM38 255V254H37ZM210 255V254H209ZM213 255V254H212ZM228 255V256H229ZM112 256V255H111ZM179 256V255H178ZM13 257V256H12ZM11 257V258H12ZM22 253L20 250L15 249V258L13 259V263L12 264H23L24 261L22 259ZM29 257V256H28ZM36 257V256H35ZM83 257V256H82ZM85 257V256H84ZM117 257V256H116ZM115 257V258H116ZM214 257V255H213ZM233 257V256H232ZM79 258V257H78ZM107 258V257H106ZM182 258V257H181ZM204 258V257H203ZM220 258V257H219ZM29 259V258H28ZM27 259V260H28ZM43 259V260H42ZM82 259V258H81ZM124 259V258H123ZM227 259V260H225ZM98 260V259H97ZM132 260V259H131ZM196 260V259H195ZM246 260V261H244ZM8 261V260H7ZM6 261V262H7ZM103 261V260H102ZM105 261V258H104ZM107 261V260H106ZM130 261V260H129ZM165 261V260H164ZM188 261V260H186ZM211 261V260H210ZM28 262V261H27ZM31 262V264H32ZM87 262V261H86ZM113 262V261H112ZM127 262V261H124ZM198 262V261H197ZM220 262V260H219ZM78 263V262H77ZM76 263V264H77ZM222 263V261H221ZM220 263V264H221ZM10 264V263H9ZM109 264V263H108ZM123 264V263H122ZM126 264V263H124ZM195 264V263H194ZM219 264V263H218Z\"/></svg>","mask_w":264,"mask_h":264}]
</instances>
